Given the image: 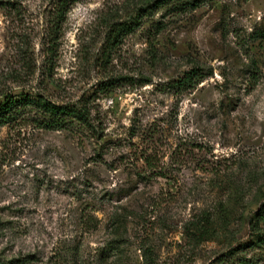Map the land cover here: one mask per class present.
<instances>
[{"label":"rangeland","instance_id":"374dc122","mask_svg":"<svg viewBox=\"0 0 264 264\" xmlns=\"http://www.w3.org/2000/svg\"><path fill=\"white\" fill-rule=\"evenodd\" d=\"M191 1L0 0V102L92 125L0 122V264H264V0Z\"/></svg>","mask_w":264,"mask_h":264},{"label":"trees","instance_id":"16d2710c","mask_svg":"<svg viewBox=\"0 0 264 264\" xmlns=\"http://www.w3.org/2000/svg\"><path fill=\"white\" fill-rule=\"evenodd\" d=\"M75 0H52L58 9L56 18L62 19L68 8ZM201 0H192L191 6L195 7L200 4ZM128 29V31H130ZM127 30L126 27H121L118 31ZM117 31V32H118ZM192 68L184 73L182 77L174 81L178 88L191 87L201 81V75L198 73V68ZM26 109H33L38 115L33 119L39 127L45 129H60L65 128L73 122L78 123L86 128H91L90 112L86 105L76 106L70 104H58L47 99L42 94H6L0 102V122H8L15 118L16 115ZM146 160V159H145ZM147 163L149 161L147 160ZM248 225L255 234L256 242L264 244V201H262L253 215L248 220ZM263 230V231H261ZM242 263L244 261L242 260ZM241 263V264H242Z\"/></svg>","mask_w":264,"mask_h":264}]
</instances>
